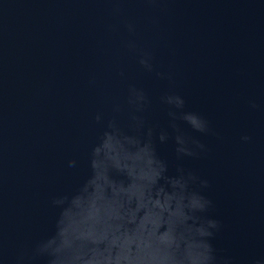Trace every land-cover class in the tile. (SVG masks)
<instances>
[{"label":"water","instance_id":"95a60500","mask_svg":"<svg viewBox=\"0 0 264 264\" xmlns=\"http://www.w3.org/2000/svg\"><path fill=\"white\" fill-rule=\"evenodd\" d=\"M0 264H264V0H0Z\"/></svg>","mask_w":264,"mask_h":264},{"label":"clouds","instance_id":"9594fccd","mask_svg":"<svg viewBox=\"0 0 264 264\" xmlns=\"http://www.w3.org/2000/svg\"><path fill=\"white\" fill-rule=\"evenodd\" d=\"M205 259H210V257L209 256H205Z\"/></svg>","mask_w":264,"mask_h":264}]
</instances>
